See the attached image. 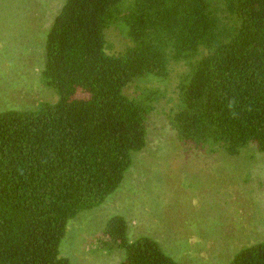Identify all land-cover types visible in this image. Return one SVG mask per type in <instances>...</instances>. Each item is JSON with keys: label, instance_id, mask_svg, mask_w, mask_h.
<instances>
[{"label": "trees", "instance_id": "1", "mask_svg": "<svg viewBox=\"0 0 264 264\" xmlns=\"http://www.w3.org/2000/svg\"><path fill=\"white\" fill-rule=\"evenodd\" d=\"M117 23L128 42L109 53ZM45 53L57 99L0 111V264H74L61 255L69 220L118 189L147 144L155 98L126 89L175 64L189 67L172 115L182 141L264 152V0H65ZM99 243L124 250L119 264H181L150 236L131 240L122 215ZM227 264H264V242Z\"/></svg>", "mask_w": 264, "mask_h": 264}, {"label": "rangeland", "instance_id": "2", "mask_svg": "<svg viewBox=\"0 0 264 264\" xmlns=\"http://www.w3.org/2000/svg\"><path fill=\"white\" fill-rule=\"evenodd\" d=\"M64 1L0 0V111L57 99L42 82V70L45 36ZM106 37L109 53L128 42L118 23ZM188 68L175 64L169 78L126 89L155 98L147 144L133 154L118 189L69 220L61 255L74 264L121 262L124 250L107 252L99 243L115 215L127 220L131 240L150 236L181 264H227L238 251L264 242V152L251 145L233 156L210 144L197 147L182 141L172 123Z\"/></svg>", "mask_w": 264, "mask_h": 264}]
</instances>
